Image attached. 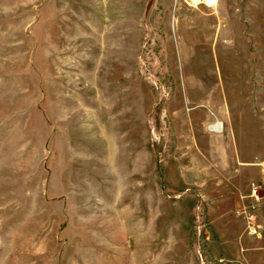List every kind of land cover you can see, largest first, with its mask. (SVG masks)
Returning <instances> with one entry per match:
<instances>
[{
	"label": "rangeland",
	"instance_id": "obj_1",
	"mask_svg": "<svg viewBox=\"0 0 264 264\" xmlns=\"http://www.w3.org/2000/svg\"><path fill=\"white\" fill-rule=\"evenodd\" d=\"M83 15L130 44L122 216L45 107ZM0 264H264V0H0Z\"/></svg>",
	"mask_w": 264,
	"mask_h": 264
},
{
	"label": "crops",
	"instance_id": "obj_2",
	"mask_svg": "<svg viewBox=\"0 0 264 264\" xmlns=\"http://www.w3.org/2000/svg\"><path fill=\"white\" fill-rule=\"evenodd\" d=\"M83 16H79V23L71 24L79 31L74 34L75 46L71 47L73 52L69 55V62L76 68L61 72L59 76L67 79H60L54 100H46L45 107L53 122L60 126L65 173L87 178L95 173L100 175L101 182H108L109 188L115 191L119 188L122 197L114 206L122 216L126 209L117 208L134 203L133 198L124 199L133 148L136 164L145 152L142 144L133 142L131 136V113L135 104L132 103L130 75L126 71L130 44L126 36L122 37L126 28L122 29L117 22L102 20L95 24ZM65 36L68 37L67 33ZM110 51L112 56L108 59L106 54ZM116 62L125 63L123 71ZM250 168L255 173L254 168ZM116 182L121 186L117 187Z\"/></svg>",
	"mask_w": 264,
	"mask_h": 264
},
{
	"label": "bare ground",
	"instance_id": "obj_3",
	"mask_svg": "<svg viewBox=\"0 0 264 264\" xmlns=\"http://www.w3.org/2000/svg\"><path fill=\"white\" fill-rule=\"evenodd\" d=\"M213 2H214V0H208V3H213ZM218 123L220 124V127L219 128H217ZM222 126H223L222 123L219 122L218 120H216L215 122H213L212 124H210L208 127H209V129H211L213 131L221 132L223 130V127Z\"/></svg>",
	"mask_w": 264,
	"mask_h": 264
},
{
	"label": "built area",
	"instance_id": "obj_4",
	"mask_svg": "<svg viewBox=\"0 0 264 264\" xmlns=\"http://www.w3.org/2000/svg\"><path fill=\"white\" fill-rule=\"evenodd\" d=\"M252 193H255V187H254V185H253ZM248 220L249 221H253L254 220V214H252V213L251 214H248ZM251 231L253 233H255V226L252 227Z\"/></svg>",
	"mask_w": 264,
	"mask_h": 264
}]
</instances>
